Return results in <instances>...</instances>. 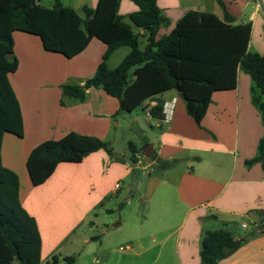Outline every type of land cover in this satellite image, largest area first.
Listing matches in <instances>:
<instances>
[{
  "label": "crops",
  "instance_id": "obj_1",
  "mask_svg": "<svg viewBox=\"0 0 264 264\" xmlns=\"http://www.w3.org/2000/svg\"><path fill=\"white\" fill-rule=\"evenodd\" d=\"M97 2L62 4L77 12L84 6L93 9ZM221 2L235 25H251L248 50L264 55V0ZM209 4L210 0H157L169 25L159 28L156 39L167 36L188 11L209 12L222 19V9L213 12ZM136 11L131 0H121L118 14L131 27L128 16ZM12 38L18 68L9 82L19 103L23 136L5 134L0 158L17 175L20 203L36 221L41 264H48L54 255L75 256L74 264H200L203 232L224 229L240 239L252 228L248 213H264V166H245L256 156L264 132L259 111L251 102L248 75L239 71L235 89L212 94L199 128L174 90L146 100L141 106L144 117L137 109L119 113L118 101L99 88L87 90L83 102L61 104V86L82 85L93 77L107 46L93 38L80 54L67 59L46 51L38 36L14 32ZM140 40L142 49L146 38ZM130 51L127 46L114 50L107 68L115 69ZM164 103L173 104L172 121L147 131L140 121L150 125L147 111ZM124 118L125 131H136L142 139L141 155L151 144L154 160L131 162L130 151L125 155L115 151V130L122 128ZM70 132L107 143L113 157L99 150L80 163H61L46 182L32 186L26 168L31 150ZM129 139L125 149L131 145L138 152L135 139ZM155 160L174 163L161 168ZM145 163L155 165L160 173H143L148 168ZM125 180L138 188L137 200L144 210H134L125 220L121 212L116 220L109 204L117 200ZM86 225L101 226V234L79 235ZM111 236L115 241L108 244L106 238ZM126 245L130 248L119 250ZM218 264H264V236L250 239Z\"/></svg>",
  "mask_w": 264,
  "mask_h": 264
},
{
  "label": "trees",
  "instance_id": "obj_2",
  "mask_svg": "<svg viewBox=\"0 0 264 264\" xmlns=\"http://www.w3.org/2000/svg\"><path fill=\"white\" fill-rule=\"evenodd\" d=\"M41 1L0 0V150L5 134L23 136L19 103L9 82V76L18 68L13 53L14 32L38 36L46 51L67 59L80 54L93 38L107 46L93 77L82 85L61 86V104L64 100L83 102L87 90L99 88L118 101L119 113H131L149 98L174 90L181 96L187 115L202 128L212 94L235 89L240 71L251 80V102L264 125V55L248 50L251 25H235L221 0L217 1L222 19L209 12L188 11L167 36L159 39L157 31L167 27L169 20L157 6V0H131L137 11L128 19L142 34L119 16L121 0H98L93 9L82 7V16L60 0H55L52 8L43 7ZM141 38H146L142 49ZM122 46L129 47L130 53L109 70L106 61ZM162 105L149 108L152 119L160 118ZM133 148L130 145L131 162H135V153H140ZM99 150L113 157L107 143L74 132L37 145L26 160L32 186L46 182L57 165L80 163ZM173 163L162 161L158 166L168 168ZM254 164L264 166V132L256 156L245 161L247 168ZM248 215L252 228L240 239H234L224 229L203 232L200 264H218L250 239L264 236V213L251 211ZM40 250L36 221L19 200L18 177L2 165L0 158V264H41ZM75 259L54 255L48 264H74Z\"/></svg>",
  "mask_w": 264,
  "mask_h": 264
},
{
  "label": "rangeland",
  "instance_id": "obj_3",
  "mask_svg": "<svg viewBox=\"0 0 264 264\" xmlns=\"http://www.w3.org/2000/svg\"><path fill=\"white\" fill-rule=\"evenodd\" d=\"M61 3H63L64 5H74L75 4V0H60ZM218 1L217 0H210V9L213 12H219V9H221V7L219 6V4H217ZM40 4L46 8H52L55 4V0H42L40 2ZM77 13L82 16V13L80 11H77ZM135 30V29H134ZM141 43H143V40H140ZM139 113H142V117H144V110L139 107L136 110ZM125 115V113H124ZM124 120V124L122 126V128L117 129V131L115 130V135H116V147H115V151L118 152V154H129V150L128 147H126L125 149V139H129L131 138L132 140L135 139V146L137 148L138 151L141 150L142 148V139L139 138L138 134L136 131L131 130L130 132L125 131V118ZM142 126L147 130V131H151L154 132L156 131L154 129V126H152V124H146L145 121L141 120L140 121ZM149 125V126H148ZM128 129V128H126ZM154 130V131H153ZM130 140V139H129ZM145 165H148V168L143 171V173H149L152 176H156L160 173L161 170H159L155 165H151L149 163H145ZM147 177V175H146ZM138 188L136 187L135 184H132L130 181L125 180L122 183V191L120 194H118L117 200H114L112 202V205L109 204V207L113 210V218H115L116 220L118 219L119 214L122 212V217L125 220V217L127 218L128 216H131V214L137 210H141V212L144 210V206L143 204L139 203L137 200V195L139 194V190H137ZM127 190H130L131 192H128ZM135 198H132L131 196H135ZM130 201L129 205H126V203L128 201ZM124 229L125 231V225H124ZM101 232V226H96L94 228H91L89 226H85L83 228H81L77 233L80 234H84V235H90V234H101L99 233ZM249 231H246L245 233H248ZM112 233V232H111ZM116 233V232H114ZM114 235V234H111ZM103 238V237H100ZM107 239V243L108 244H112L113 241H115V238L113 236H111L110 238H106ZM43 264H47V263H43Z\"/></svg>",
  "mask_w": 264,
  "mask_h": 264
},
{
  "label": "built area",
  "instance_id": "obj_4",
  "mask_svg": "<svg viewBox=\"0 0 264 264\" xmlns=\"http://www.w3.org/2000/svg\"><path fill=\"white\" fill-rule=\"evenodd\" d=\"M173 113H174V108H173V104L172 103H164L162 105V110H161V116L158 119H152L149 111H147L146 115L147 118L149 119L150 123L152 124V126L155 127H161L163 125H167L172 121L173 118ZM134 158L139 161L141 159H143V155L141 154H135ZM118 187V185H116V188ZM243 228H245V225H242ZM130 245H126V246H122L119 247L120 251H123L125 249H129Z\"/></svg>",
  "mask_w": 264,
  "mask_h": 264
},
{
  "label": "water",
  "instance_id": "obj_5",
  "mask_svg": "<svg viewBox=\"0 0 264 264\" xmlns=\"http://www.w3.org/2000/svg\"><path fill=\"white\" fill-rule=\"evenodd\" d=\"M142 155L145 161H150L154 157V152L152 149L151 144H147L143 149H142ZM155 163L159 164V160H155Z\"/></svg>",
  "mask_w": 264,
  "mask_h": 264
}]
</instances>
